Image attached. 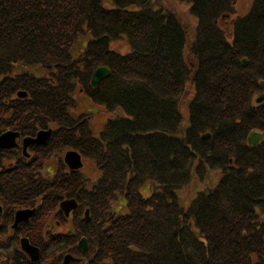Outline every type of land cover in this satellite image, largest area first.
Listing matches in <instances>:
<instances>
[{"label": "trees", "instance_id": "obj_1", "mask_svg": "<svg viewBox=\"0 0 264 264\" xmlns=\"http://www.w3.org/2000/svg\"><path fill=\"white\" fill-rule=\"evenodd\" d=\"M183 1L198 19L192 41L152 0H0V126H53L48 148L96 163L101 175L78 186L96 221L83 230L95 241L93 264H264V140L247 141L264 131V101L254 99L263 91L264 0L233 19L230 38L216 22L233 0ZM83 34L91 39L75 58ZM123 37L127 52L111 47ZM100 66L111 75L94 87ZM78 89L110 113L99 133L90 115L73 114ZM209 167L216 184L183 205L179 189ZM71 175L56 187L70 192Z\"/></svg>", "mask_w": 264, "mask_h": 264}, {"label": "flooded vegetation", "instance_id": "obj_2", "mask_svg": "<svg viewBox=\"0 0 264 264\" xmlns=\"http://www.w3.org/2000/svg\"><path fill=\"white\" fill-rule=\"evenodd\" d=\"M32 128L30 124L21 129L0 126V135L7 131L18 133L13 146H0V264H66L64 259L67 254L71 255L68 264H93L94 256L89 251L92 245L90 239L86 238L87 250L84 251L79 246L81 240L79 238H67L66 243H63L61 238H46L48 230L61 227L64 225V220L66 218L68 220L70 216L75 220V229L79 228L84 232V229L89 228L88 222L83 219L88 208L85 204L81 205L76 198L79 203L69 216H64V211L55 206L54 217L49 216L48 219L47 181L42 166L46 164V159L52 153L51 148L47 146L59 135L56 134L55 129L49 130L50 126L41 127L35 134L30 132ZM40 131H49L45 143L25 146V143H28L29 139L36 138ZM46 148L48 152L44 154L42 150ZM57 162L59 165L54 164L55 179L60 174V166H64L62 159ZM74 173L76 172L72 170L71 174ZM67 194L69 198L74 197L70 192ZM19 212L22 213H20L21 219L16 222ZM58 216H61V221ZM47 221L50 223L49 228ZM22 238H28L40 249L39 259L33 261L22 249Z\"/></svg>", "mask_w": 264, "mask_h": 264}, {"label": "rangeland", "instance_id": "obj_3", "mask_svg": "<svg viewBox=\"0 0 264 264\" xmlns=\"http://www.w3.org/2000/svg\"><path fill=\"white\" fill-rule=\"evenodd\" d=\"M106 1L109 6L112 5L111 4L112 0H106ZM152 1L155 3L156 6H163V7H167L173 10L177 14L179 19L182 21V23L185 24L186 26L188 41H192L194 39L195 34H196V27L198 24V19L191 10L190 2L183 1V0H152ZM252 1L253 0H237V1L233 0L234 10L230 13L226 12L225 14H222L217 19L216 25L221 27L226 32L229 38L232 35L231 33H232L233 19L235 17H239L240 15L248 12V10L251 7ZM90 39H91V36L89 34H83V35H80L78 39L74 42L71 52L75 58H77L79 55L83 53ZM111 47L121 52H127L130 46L128 44L127 39L123 37L119 40H116L115 42H112ZM184 50H185V55H186V48H184ZM37 69H35L34 72H39V70ZM78 90H76L75 95H74L77 105L75 108L72 109L73 114L74 116L82 114V113H87L88 115H90V126L94 130L95 133H99L101 128L104 126V124L110 117V113L107 112L103 106L97 103H94L89 98V96L87 95L85 91H83L82 89L79 91ZM191 96L192 94H189L188 96H186V99L184 101L185 105L183 106V112L186 117L188 116V102ZM119 112L122 113L121 110ZM62 134L63 132L61 133V135ZM59 144L60 143H58L57 145ZM69 149H71V147L61 146V145L55 149L51 148L52 153L48 157V159H46L47 160L46 164L42 166V169L44 170V175L46 177L53 175L54 164L59 165L57 160L62 159V162L64 163V160H63L64 155L66 151ZM83 161H84V166L83 168L80 169L78 173V177L73 178L72 176H70V178H72V188L73 189L76 188L74 189L76 194H79V190L81 188L80 186L82 185L79 177H81L85 182H87V185L90 187L93 185V182L98 178V176L101 175V171L98 169L96 163L93 160H91L88 156H83ZM60 168L61 170L59 173H68L70 171L69 167L66 165L60 166ZM218 177H219L218 170L211 168V167H209L207 170H204L201 176L193 172L192 178L189 180V182L184 184L179 189V195H180V199L183 205L187 206L190 200L197 194L198 191L214 186L216 182L218 181ZM76 186L77 187L79 186L80 188L77 189ZM65 194L66 193L63 192V188L58 187L55 189V191H52L51 198L54 199L55 195H62L63 197L65 196ZM53 199L50 200L49 203L46 202V216L48 217V219H49V216H51L50 218L54 217L53 211L55 210V206L53 205ZM124 207L125 205H121L119 209L121 213L126 212ZM91 216H92V213H91ZM58 218L60 221L62 220L61 216H58ZM48 221L47 223H49ZM74 221H75L74 218L70 216L68 220H64V225H62L61 227L52 228L50 232L47 231V237L48 235L51 236L53 233L58 234L57 238H61L62 242L66 243L65 240L67 238H79L81 236L89 237L92 235L90 230L85 231V233L83 232L82 235H79V230L77 231L75 229ZM93 222H96V221H93ZM47 227L48 228L50 227V223L48 224ZM94 246H95V241L93 240V245H91V249H93Z\"/></svg>", "mask_w": 264, "mask_h": 264}, {"label": "water", "instance_id": "obj_4", "mask_svg": "<svg viewBox=\"0 0 264 264\" xmlns=\"http://www.w3.org/2000/svg\"><path fill=\"white\" fill-rule=\"evenodd\" d=\"M243 63L246 64L247 59L244 58ZM109 75H111V70L106 66H100L93 71L91 77V84L94 87H96L98 86L101 80L108 77ZM262 85L264 86V82L262 83ZM19 95H24V94L20 92ZM257 100L258 101L264 100V92L259 96ZM48 135H49V131L47 132L41 131L38 133V136L36 138L29 139L27 141L28 143H25V146H27V144H35V143L42 144L46 141ZM17 136L18 133L16 132H12V131L4 132L3 134L0 135V146H5V147L13 146L15 144V139ZM202 138L210 139V134L208 133L206 135H203ZM263 139H264V133L257 132L255 130H252L248 135V141L252 146L258 144ZM65 162L68 164V166L71 169H80L83 166L82 155L80 152L76 150H69L66 152ZM61 206L64 209L65 213L68 214L72 209H74L77 206V203L75 200L64 201L62 202ZM20 213L21 212L17 214L16 222H18L21 219L22 213L21 214ZM88 216H89V210L86 211V217L84 218L85 221H89ZM21 241H22L23 249L26 250L31 255L32 259L33 260L39 259L40 249L32 245L29 242L28 238H22ZM79 246L82 247L84 251L87 250V243L85 238H83L80 241ZM70 260H71V255H66L65 263L68 264Z\"/></svg>", "mask_w": 264, "mask_h": 264}]
</instances>
